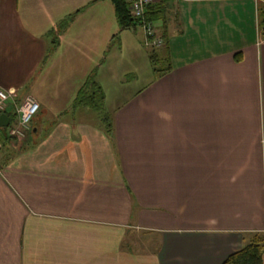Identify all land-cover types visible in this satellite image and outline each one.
Returning a JSON list of instances; mask_svg holds the SVG:
<instances>
[{
    "label": "crops",
    "instance_id": "obj_1",
    "mask_svg": "<svg viewBox=\"0 0 264 264\" xmlns=\"http://www.w3.org/2000/svg\"><path fill=\"white\" fill-rule=\"evenodd\" d=\"M111 5L118 22L111 0H0V89L19 97L0 264H224L264 234V0H172V68L105 104L108 134L68 105L107 73ZM29 96L37 118L10 139Z\"/></svg>",
    "mask_w": 264,
    "mask_h": 264
},
{
    "label": "trees",
    "instance_id": "obj_2",
    "mask_svg": "<svg viewBox=\"0 0 264 264\" xmlns=\"http://www.w3.org/2000/svg\"><path fill=\"white\" fill-rule=\"evenodd\" d=\"M172 0H154V3L147 9L144 21L153 24L156 29L157 37L163 41L162 47L168 53V37L166 36V18L170 11L169 7ZM113 3L115 14L121 28V31L135 30L138 27L143 26V20L135 18L131 11V4L129 0H111ZM260 24L259 28L261 35L264 39V5L259 9ZM164 23V29L162 32V27L160 23ZM163 26V25H162ZM161 27V28H160ZM143 28V27H142ZM146 40V39H145ZM150 50V60L153 64V70L159 77L164 76L172 68L170 63L169 53L165 60L160 58L159 52L154 47H148ZM158 62L164 64L162 68H157ZM106 95L102 86L92 77L86 81L84 86L78 92L75 99V107L79 105L88 106L94 109L101 117L105 125L108 127L107 133L111 131V126L109 120L111 117L108 115L105 109ZM16 106V105H15ZM13 107L15 110L12 115V121L18 118L17 107ZM7 113L6 111L0 112V114ZM37 118V117H36ZM15 119V120H14ZM35 120V119H34ZM36 133L33 131L29 134V140L34 141ZM10 139L16 138L7 136ZM224 264H264V234L256 233L252 240L238 253L229 257V259Z\"/></svg>",
    "mask_w": 264,
    "mask_h": 264
},
{
    "label": "rangeland",
    "instance_id": "obj_3",
    "mask_svg": "<svg viewBox=\"0 0 264 264\" xmlns=\"http://www.w3.org/2000/svg\"><path fill=\"white\" fill-rule=\"evenodd\" d=\"M111 18L110 45L105 63L106 75L102 79H96L103 87L107 102V108L111 109L117 100L125 95L133 94L137 90L146 86L154 76L153 64L150 60L149 48L145 45V33L142 27L131 31H121L115 19L114 10ZM115 35V37H113ZM164 47V46H163ZM163 47L156 48L158 52L164 50ZM157 68H162L164 64L158 62ZM77 83V81H76ZM77 96H71L69 107L75 106ZM62 97L61 100H65ZM17 110L20 104H16ZM38 115V114H37ZM64 117H66L64 115ZM88 119V117H86ZM16 127L18 122H14ZM22 141L25 138H18Z\"/></svg>",
    "mask_w": 264,
    "mask_h": 264
},
{
    "label": "built area",
    "instance_id": "obj_4",
    "mask_svg": "<svg viewBox=\"0 0 264 264\" xmlns=\"http://www.w3.org/2000/svg\"><path fill=\"white\" fill-rule=\"evenodd\" d=\"M131 4V11L135 18L143 20V30L146 36L145 45L148 47L160 48L163 45V41L157 37V32L153 24L147 23L144 21V17L147 9L154 3V0H129ZM0 91L4 92L5 95H8L6 90L0 89ZM18 94L15 92V95L8 96L7 100L0 101V112H4L9 103H15L18 99ZM31 98L34 104L39 105V109L36 111L35 115L31 117V120L27 125H21L22 114L18 112V123L16 127H11L9 129V136L16 138H25L27 131L31 130V124L36 117V115L40 111V104L36 101V99L32 96L25 98L20 107H23L26 101Z\"/></svg>",
    "mask_w": 264,
    "mask_h": 264
},
{
    "label": "clouds",
    "instance_id": "obj_5",
    "mask_svg": "<svg viewBox=\"0 0 264 264\" xmlns=\"http://www.w3.org/2000/svg\"><path fill=\"white\" fill-rule=\"evenodd\" d=\"M16 88L9 87L7 89L8 95H5L4 92L0 91V101L7 100L8 96L15 95ZM39 109L38 104H34L31 98H29L23 107L18 108V112L22 114L21 125H27L31 120V117L35 115L36 111Z\"/></svg>",
    "mask_w": 264,
    "mask_h": 264
},
{
    "label": "water",
    "instance_id": "obj_6",
    "mask_svg": "<svg viewBox=\"0 0 264 264\" xmlns=\"http://www.w3.org/2000/svg\"><path fill=\"white\" fill-rule=\"evenodd\" d=\"M10 122V118L6 114L0 115V128L8 127Z\"/></svg>",
    "mask_w": 264,
    "mask_h": 264
}]
</instances>
